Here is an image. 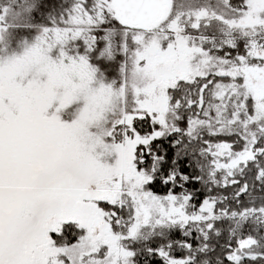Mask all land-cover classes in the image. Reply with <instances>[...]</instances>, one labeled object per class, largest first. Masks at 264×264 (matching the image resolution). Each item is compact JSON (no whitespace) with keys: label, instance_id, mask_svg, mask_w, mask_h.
<instances>
[{"label":"snow or ice","instance_id":"6c2138e0","mask_svg":"<svg viewBox=\"0 0 264 264\" xmlns=\"http://www.w3.org/2000/svg\"><path fill=\"white\" fill-rule=\"evenodd\" d=\"M0 264H264V0H0Z\"/></svg>","mask_w":264,"mask_h":264},{"label":"trees","instance_id":"16d2710c","mask_svg":"<svg viewBox=\"0 0 264 264\" xmlns=\"http://www.w3.org/2000/svg\"><path fill=\"white\" fill-rule=\"evenodd\" d=\"M50 2L51 3H56L57 2V0H50ZM167 141H164L163 142V144H164V146L165 147H167ZM171 155H172V150L171 149H169V157H171ZM184 163H186V161H182L181 162V166L183 167V164ZM187 171H191V169H187ZM189 190H192V189H200V185L199 184H188L187 186H186ZM154 190L155 191H157L158 193H164L167 189L165 188V186H163V185H161V184H156L155 186H154ZM177 191H179V189H177ZM203 196H204V193L203 192H200V194H199V196H198V200H202L203 199ZM198 200L197 201H194V203L195 202H198ZM178 235V234H177ZM224 241L223 240H221L220 241V243H223Z\"/></svg>","mask_w":264,"mask_h":264},{"label":"rangeland","instance_id":"374dc122","mask_svg":"<svg viewBox=\"0 0 264 264\" xmlns=\"http://www.w3.org/2000/svg\"><path fill=\"white\" fill-rule=\"evenodd\" d=\"M161 194H163V193H161Z\"/></svg>","mask_w":264,"mask_h":264}]
</instances>
